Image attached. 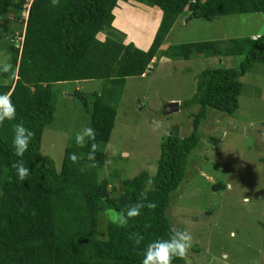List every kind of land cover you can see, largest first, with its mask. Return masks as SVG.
Returning <instances> with one entry per match:
<instances>
[{
  "label": "trees",
  "instance_id": "16d2710c",
  "mask_svg": "<svg viewBox=\"0 0 264 264\" xmlns=\"http://www.w3.org/2000/svg\"><path fill=\"white\" fill-rule=\"evenodd\" d=\"M120 1L59 0L53 6L51 0H0V22L11 16L22 29L21 44L10 41L6 47L15 74L0 73V94L9 93L16 106V119L0 125V264H142L146 245L169 235L172 224L167 209L184 179L189 156L199 144L198 128L208 108L235 113L243 90L241 77L257 63L264 65V33L230 38L225 45L219 40L171 45L164 53L168 57L188 60L199 54L241 59L238 66L207 67L197 75L196 92L182 103L197 107L192 113L193 131L183 137L168 133L162 139L155 173L143 170L123 178L119 191L109 179L99 178L105 164L104 147L117 115L113 89L108 92L110 97L92 93L88 127L96 132L97 166L80 170L88 163L89 143L67 146L58 168L41 152L44 129L54 120L56 110L54 83L103 79L115 86L114 95H118L117 86L127 77L148 73L182 15L192 19L264 14V0H133L162 12L150 45L141 49L125 42L112 27ZM24 11L26 17H22ZM20 122L34 132L23 156L30 169L24 181L11 167L20 159L11 144L13 126ZM72 153L83 159L72 163ZM149 178L153 180L150 186L146 184ZM144 191L147 200L143 203L156 207L143 208L127 227L118 226L116 214L125 205L137 203ZM133 232L144 237L139 246L129 239Z\"/></svg>",
  "mask_w": 264,
  "mask_h": 264
},
{
  "label": "rangeland",
  "instance_id": "374dc122",
  "mask_svg": "<svg viewBox=\"0 0 264 264\" xmlns=\"http://www.w3.org/2000/svg\"><path fill=\"white\" fill-rule=\"evenodd\" d=\"M114 14V31L125 42L147 49L161 10L121 0ZM22 15L26 17V11ZM21 30L11 16L0 22V60L8 57L10 41L21 44ZM263 33L264 14L259 12L192 19L184 14L168 33L160 58L148 73L127 77L120 88L117 86L118 95H114L115 86L103 79L54 83L56 110L43 132L42 154L50 156L59 168L66 147L76 144L75 133L90 125L92 93L110 97L108 92L113 89L111 99L117 115L104 147L105 160L109 144L118 153L111 157V164L99 170V178L109 179L119 191L123 178L143 170L154 174L167 130L178 125L182 137L193 131L192 113L197 107L182 103L196 92L197 75L207 67L238 66L241 59L198 54L185 60L168 57L166 49L203 40H219L225 45L230 38ZM241 80L243 90L235 113L208 108L198 128L199 144L189 156L184 179L167 209L171 224L193 237L189 250L192 264H264V65L257 63ZM172 102H179L177 111H172ZM244 197L251 201L245 203Z\"/></svg>",
  "mask_w": 264,
  "mask_h": 264
},
{
  "label": "clouds",
  "instance_id": "9594fccd",
  "mask_svg": "<svg viewBox=\"0 0 264 264\" xmlns=\"http://www.w3.org/2000/svg\"><path fill=\"white\" fill-rule=\"evenodd\" d=\"M195 2V0H194ZM53 6L59 4V0H51ZM15 74V69L13 65L9 62L7 58L0 60V73ZM16 119V106L13 104L11 95L9 93L0 94V125L4 123L5 120L13 121ZM168 132V131H167ZM34 137V132L25 127L23 122L17 123L13 126V137H12V148L13 154L20 159L15 160L11 167L16 170L19 180L24 181L30 175V169L25 167V162L23 156L28 150L29 144ZM96 141V132L91 127H84L80 131L75 133V143L84 147L90 143V150L87 153L86 160L88 163L81 167V171H85L86 168H94L97 166L96 162V152L98 145ZM109 155L105 160V164L109 165L112 163V156L117 155L118 150L112 146L108 145ZM69 159L72 163H78L83 157L77 156L75 153L69 155ZM147 185H152L153 180L149 178L146 181ZM147 200V192H141L140 198L137 203L125 205L124 208L116 214V223L118 226L127 227L129 221L138 217L141 214V210L145 207L149 209H154L156 205L152 202L147 204L143 201ZM251 199L244 197V202L249 203ZM234 235V234H233ZM129 239L134 241V243L139 246L144 240L143 235L139 232H133ZM192 235L184 229H180L175 225H172L169 229V235L166 239H156L149 242L144 251V257L142 264H173L175 259H180L184 261V264H192L189 259V250L192 246ZM226 256L227 254H222ZM251 264H258V261H252Z\"/></svg>",
  "mask_w": 264,
  "mask_h": 264
},
{
  "label": "water",
  "instance_id": "95a60500",
  "mask_svg": "<svg viewBox=\"0 0 264 264\" xmlns=\"http://www.w3.org/2000/svg\"><path fill=\"white\" fill-rule=\"evenodd\" d=\"M171 107H172V111H177L179 108V102H172L170 103ZM169 134L171 135H175L178 136L179 135V126L178 125H174L172 126L170 129L167 130ZM198 218H195V220H197Z\"/></svg>",
  "mask_w": 264,
  "mask_h": 264
},
{
  "label": "crops",
  "instance_id": "0c3cea01",
  "mask_svg": "<svg viewBox=\"0 0 264 264\" xmlns=\"http://www.w3.org/2000/svg\"><path fill=\"white\" fill-rule=\"evenodd\" d=\"M256 37V36H255ZM155 59H153V61H154Z\"/></svg>",
  "mask_w": 264,
  "mask_h": 264
}]
</instances>
